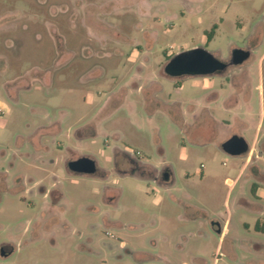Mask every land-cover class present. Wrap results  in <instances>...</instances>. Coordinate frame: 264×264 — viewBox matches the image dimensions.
Instances as JSON below:
<instances>
[{
	"label": "rangeland",
	"instance_id": "1",
	"mask_svg": "<svg viewBox=\"0 0 264 264\" xmlns=\"http://www.w3.org/2000/svg\"><path fill=\"white\" fill-rule=\"evenodd\" d=\"M262 219L264 0H0V264H264Z\"/></svg>",
	"mask_w": 264,
	"mask_h": 264
},
{
	"label": "water",
	"instance_id": "2",
	"mask_svg": "<svg viewBox=\"0 0 264 264\" xmlns=\"http://www.w3.org/2000/svg\"><path fill=\"white\" fill-rule=\"evenodd\" d=\"M249 52L242 49L233 51L232 63L240 64L246 60ZM226 64L218 59L212 52L204 47L196 46L182 50L175 54L165 67V72L169 76L181 75H212L223 70ZM224 152L231 156H240L249 151V144L246 139L239 135H232L222 144ZM70 171L81 175H94L97 172V164L90 157H79L68 163ZM164 179H168V174H164Z\"/></svg>",
	"mask_w": 264,
	"mask_h": 264
},
{
	"label": "trees",
	"instance_id": "3",
	"mask_svg": "<svg viewBox=\"0 0 264 264\" xmlns=\"http://www.w3.org/2000/svg\"><path fill=\"white\" fill-rule=\"evenodd\" d=\"M216 27H217L216 25H213V27L210 29V31L206 32V39H207L208 43L212 40V38L214 36V32L216 30ZM255 188H256V185H253V187H252L253 193H255ZM254 230L256 232L264 234V219L256 221V223L254 225Z\"/></svg>",
	"mask_w": 264,
	"mask_h": 264
},
{
	"label": "flooded vegetation",
	"instance_id": "4",
	"mask_svg": "<svg viewBox=\"0 0 264 264\" xmlns=\"http://www.w3.org/2000/svg\"><path fill=\"white\" fill-rule=\"evenodd\" d=\"M235 49H238V48H233L232 50H231V59H230V61H225V63H226V67L223 69V70H221V71H219L218 73H224V72H226L227 71V69L229 68V67H231V66H235V67H237V66H240V65H242L243 63H245L246 61H248L250 58H251V56H252V50L250 49V48H246V49H243L244 51H247V52H249V56H248V58L246 59V60H244L242 63H240V64H233L232 63V57H233V51L235 50Z\"/></svg>",
	"mask_w": 264,
	"mask_h": 264
},
{
	"label": "crops",
	"instance_id": "5",
	"mask_svg": "<svg viewBox=\"0 0 264 264\" xmlns=\"http://www.w3.org/2000/svg\"><path fill=\"white\" fill-rule=\"evenodd\" d=\"M180 87H182V86H180ZM260 103L262 104V102H263V99H262V95L260 96ZM62 114H64L63 112H61ZM251 152H252V149H251ZM243 155V154H242ZM241 156V155H240ZM97 170H98V167H97ZM253 185H256V188H255V193H254V195H257V193H258V184L257 183H255V184H253ZM253 187V186H252ZM253 193V192H252Z\"/></svg>",
	"mask_w": 264,
	"mask_h": 264
}]
</instances>
